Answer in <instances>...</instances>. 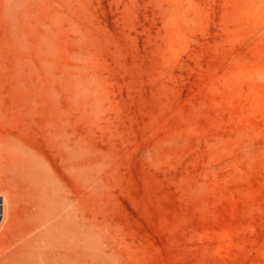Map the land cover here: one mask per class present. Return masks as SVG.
<instances>
[{"label":"rangeland","instance_id":"rangeland-1","mask_svg":"<svg viewBox=\"0 0 264 264\" xmlns=\"http://www.w3.org/2000/svg\"><path fill=\"white\" fill-rule=\"evenodd\" d=\"M39 163L53 264H264V0H0V264Z\"/></svg>","mask_w":264,"mask_h":264},{"label":"bare ground","instance_id":"bare-ground-1","mask_svg":"<svg viewBox=\"0 0 264 264\" xmlns=\"http://www.w3.org/2000/svg\"><path fill=\"white\" fill-rule=\"evenodd\" d=\"M9 162L13 165L14 176L29 183L26 196L29 198L30 220L15 236L13 247L2 264H53L55 237L67 231L66 198L38 162L27 157L11 158Z\"/></svg>","mask_w":264,"mask_h":264}]
</instances>
